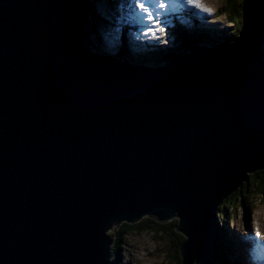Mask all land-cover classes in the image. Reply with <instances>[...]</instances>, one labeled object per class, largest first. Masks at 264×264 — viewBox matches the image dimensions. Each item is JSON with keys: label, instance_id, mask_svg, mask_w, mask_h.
<instances>
[{"label": "water", "instance_id": "95a60500", "mask_svg": "<svg viewBox=\"0 0 264 264\" xmlns=\"http://www.w3.org/2000/svg\"><path fill=\"white\" fill-rule=\"evenodd\" d=\"M85 10L0 0V264H116L110 231L144 217L210 264L220 206L264 170V0L156 66L99 51Z\"/></svg>", "mask_w": 264, "mask_h": 264}, {"label": "rangeland", "instance_id": "374dc122", "mask_svg": "<svg viewBox=\"0 0 264 264\" xmlns=\"http://www.w3.org/2000/svg\"><path fill=\"white\" fill-rule=\"evenodd\" d=\"M102 1L105 6L101 3L96 5V2L94 6L95 13L99 15V18L101 19L104 17L101 20L102 23H100V25L94 30H91V26L88 24L87 20L86 26L88 30L91 32L94 31L99 36L103 34V30H107L108 38L110 40L107 42V45H115V48L118 44H122L124 47L128 48L129 53L133 55L135 59H139L143 55H146L144 51L150 50L153 46H162L161 48H158L161 49L162 52H157L158 54H156L155 57H152L158 58L157 61H163L168 58L171 59L178 56V47H180L181 42L183 41L186 43V38H189V44L186 43V46H190L195 38L190 34L189 27L191 18H188L190 16L195 17L196 21L201 24H205V21H210L208 22L209 24H207L208 26L206 25V30H210L213 34L221 33L222 35H228V37H225L224 39L231 40L237 35V29H239L236 25L231 24L228 18H225V14L217 15L221 10L220 8L225 3V0H199L201 9L203 10L195 7H191L193 9H190L183 6V4H180V6L176 5L175 7L170 6L164 10L157 9L156 11L160 12V26L164 28V31L155 32L154 36L153 33H149L145 36V25L151 22L146 20L142 22L140 20V18L136 15L139 11L134 7L132 0ZM104 8H106V10ZM184 8L186 10H184ZM193 10V15L188 14ZM106 15L108 18H106ZM88 19L91 24H93V20L90 19L89 15ZM94 27H96V24ZM179 32H182L184 35L189 34L190 37L182 35V39H180ZM152 37L154 41L150 44V38ZM133 40L139 42L135 43ZM95 44L98 48L97 43ZM182 46H184V44H182ZM100 49L107 51V49H105V45L102 43L100 45ZM164 63L166 62H162L158 65H162ZM253 181L254 177L250 178V181L245 184L248 187L253 186L254 188ZM250 192L251 190H249V193ZM246 194L249 196L248 192ZM245 199L247 200L246 205L241 203L243 200L240 201L239 199V202L231 203V205H229L228 213L232 216L234 222L229 223L228 219L225 222V226L236 235L241 234V237L250 239V241H248L252 245L245 246L250 247V249L244 251V254L247 259L258 261L256 259L257 252L253 251V248L255 249L254 245L257 243L264 244V239L256 237L257 232H260L264 237V190L256 191L252 199L248 197ZM174 220L177 221V218H174ZM152 224L153 226L155 225V223ZM162 224L167 225L168 228L165 230L157 227V230H154L148 225V227L140 232L137 230L126 232L122 242L119 244L120 254L119 256H115L117 264H178L173 258L177 250L172 231L176 232V226H174V222L172 221H167ZM218 225L219 224H217V226ZM220 226L223 225L220 224ZM118 228L119 227H114V231ZM114 231H110V233L114 234ZM115 241L116 239L114 240V244Z\"/></svg>", "mask_w": 264, "mask_h": 264}, {"label": "trees", "instance_id": "16d2710c", "mask_svg": "<svg viewBox=\"0 0 264 264\" xmlns=\"http://www.w3.org/2000/svg\"><path fill=\"white\" fill-rule=\"evenodd\" d=\"M86 1H87V6H86L85 14L87 16L88 24L90 25L88 15H89L90 19H92L93 21H97L99 19V16L94 11L95 3L93 1H95V0H86ZM220 9L221 10L219 11L220 12L219 14H222V15L225 14V17H227L233 25H236V27H239V29H237L238 30L237 35L234 36V38H236L239 35L241 25H243L242 24L243 23V3H241V0H225V3L223 4V6ZM94 26H95L94 24L91 25V30H94ZM203 32L204 33H196V34L192 35L193 37H195L193 39L192 44L203 43V44H207V45H213L215 43L214 42L215 38H217L220 41V39H219V38H221L220 36H217V37L211 36L212 34H208V32H206L205 30ZM182 35L184 36V34H182V32H179V37H182ZM234 38H232L229 41H232ZM94 40L97 41V37H95ZM190 46L187 47V49L186 48L181 49L178 47L179 54H184V53L188 52ZM263 49H264V46H263ZM116 50L118 51V55L116 57H120L123 60H128L131 62L146 64L149 66H156L162 62H167L168 59L170 60V58H168L167 60L157 61L158 58H152V57H155L156 54H158L157 52H154V51H151V54L143 55L139 59H135V58H132V56L130 55L128 50L123 49V46H121L120 44L118 45V48ZM121 53H123L124 55ZM253 177H254V181H253L254 188H253V186L248 187L246 184H244L243 188L239 189L235 195L230 196L229 199L224 201V203H222V205L220 206V211L218 213L219 214L218 220H219L220 224H222L223 226L218 225L214 231L213 241H212L213 251H212L210 258H209L210 264H241V261L238 259V257L236 256V254L234 252V246L232 244V238H230L228 235L229 229L226 228L225 222L228 219H231V221H234L232 219V217H230L231 215L228 213L229 212L228 211L229 205H231V203H235V202H239V200L240 201L243 200V202H241V203L246 205V201H247L245 199L246 197L252 199L253 195L256 191L264 190V170L258 171L257 173L250 175V178H253ZM249 190H251L250 193H249ZM247 192H248L249 196L246 194ZM171 221L174 222V226H176L178 223V220L176 221L173 219ZM152 223H155V225L153 226ZM148 225H149V227H151L154 230H157V227L163 228L165 230L168 228L167 225L162 224L161 222H158L157 220H155L151 217H144L139 222L134 223V224L123 223L117 229V234H115V232L113 234L116 238L115 244H113V249H114L115 253H117V255L119 256V254H120L119 253V251H120L119 244L122 242V239H123L126 232H129L131 230H135V231L137 230L140 232L141 230L148 227ZM220 229H222V231ZM172 234H173V238L175 240L176 250H177V252L173 256V258L175 259V262H178V264H181L179 246H180L181 242L184 241L185 238L183 237V235H180V233H179L178 239H177L175 231H172ZM177 256L179 257L178 261H177Z\"/></svg>", "mask_w": 264, "mask_h": 264}, {"label": "snow or ice", "instance_id": "6c2138e0", "mask_svg": "<svg viewBox=\"0 0 264 264\" xmlns=\"http://www.w3.org/2000/svg\"><path fill=\"white\" fill-rule=\"evenodd\" d=\"M182 2V4L189 7H195L201 9L199 0H132V3L139 12L136 15L143 21H150L151 23L145 25L144 35L147 36L149 33L163 32L164 28L160 26V12L157 9L164 10L168 7H175L176 3ZM243 3V0H241ZM203 10V9H201ZM257 238L264 239L260 232L256 233ZM257 249H264V244L257 243ZM257 260L264 259V257L257 256Z\"/></svg>", "mask_w": 264, "mask_h": 264}, {"label": "clouds", "instance_id": "9594fccd", "mask_svg": "<svg viewBox=\"0 0 264 264\" xmlns=\"http://www.w3.org/2000/svg\"><path fill=\"white\" fill-rule=\"evenodd\" d=\"M96 2V0L94 1V3ZM99 2H101V0L99 1ZM98 15V14H97ZM99 16V15H98ZM102 17V16H101ZM104 18V17H103ZM103 18H99L97 21H93V24L95 25L96 24V22H98L99 20L101 21ZM96 27H94V29H95ZM90 32V35H91V37L93 38V39H95V37H97V41L95 40L94 42L95 43H97V46H98V49H99V45H101V43L99 42V37L100 36H98L94 31L93 32H91V31H89ZM96 35V36H95ZM115 36V35H114ZM114 38V37H113ZM98 42L100 43L99 45H98ZM187 49V48H186ZM121 54H123V53H121ZM133 63H136V62H133ZM226 201V200H225Z\"/></svg>", "mask_w": 264, "mask_h": 264}, {"label": "bare ground", "instance_id": "6f19581e", "mask_svg": "<svg viewBox=\"0 0 264 264\" xmlns=\"http://www.w3.org/2000/svg\"><path fill=\"white\" fill-rule=\"evenodd\" d=\"M85 8H86V1H85ZM184 10H186L185 8H184ZM86 11V10H85ZM138 11H139V9H138ZM84 14H85V12H84ZM109 14V13H108ZM107 14V15H108ZM106 15V18H108V16ZM85 20H86V22H87V16H86V14H85ZM92 24H91V22H90V26H91ZM208 34H211V32L210 31H208ZM213 35V34H212ZM96 36V35H95ZM96 45V44H95ZM250 246V245H249ZM259 262H260V260H258Z\"/></svg>", "mask_w": 264, "mask_h": 264}, {"label": "flooded vegetation", "instance_id": "af4514ba", "mask_svg": "<svg viewBox=\"0 0 264 264\" xmlns=\"http://www.w3.org/2000/svg\"><path fill=\"white\" fill-rule=\"evenodd\" d=\"M178 235H179V232H176V237L178 239ZM181 235V234H180ZM179 257L177 256V261H178Z\"/></svg>", "mask_w": 264, "mask_h": 264}]
</instances>
